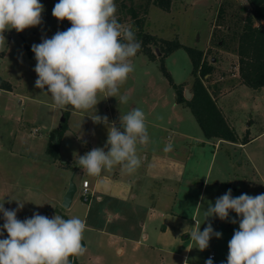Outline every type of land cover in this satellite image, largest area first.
<instances>
[{
	"label": "rangeland",
	"instance_id": "374dc122",
	"mask_svg": "<svg viewBox=\"0 0 264 264\" xmlns=\"http://www.w3.org/2000/svg\"><path fill=\"white\" fill-rule=\"evenodd\" d=\"M58 2L40 0L44 11L39 26L20 33L14 29L4 33L6 44L0 47V81L7 82L11 88L0 86V203L4 202L6 209H16L15 200L24 203L17 212L19 220L39 213L49 218L59 214L65 219L79 217L85 221L82 244L87 251L82 256L69 257L70 264H181L180 256L152 248L149 244L153 240L142 238L141 224L147 207L135 205L128 198L130 179L136 173L146 176L150 168L142 161L129 175L122 174L119 165L115 166L112 174L103 175L95 187V177L79 168L78 159L94 147H104L106 126L93 123L89 116L95 115L94 109L87 112L73 111L70 106L58 109L50 94L35 87L38 77L33 70L36 60L31 47L41 43L42 38H51L62 31L66 20L58 21L52 15ZM115 3L118 21L125 27L137 32V20L143 18L148 32L183 44L164 58V65L175 83L186 85L185 90L191 92L193 81L192 62L185 46L205 50L207 60L214 66L212 75L205 76L209 79L205 84H215L219 93L217 105L234 128L237 142L214 139L202 144L180 137L178 129L194 137L195 130L199 132L201 128L189 107L179 105L173 109L175 112L169 111L175 103V90L161 71L160 62L148 59L143 53L133 58L135 70L120 88V93L129 97L127 104H119L115 97L105 99L101 93L96 114L107 116L110 123L116 122L119 127L120 115L139 107L146 114L153 145L158 146L164 138L165 144L171 142L174 146V142L184 139L187 149L183 158L176 159L173 154L180 152L172 150L167 152L171 159L162 163L172 170L170 209L190 217L195 212L201 231L211 223L214 231L222 233L220 238L213 236L204 251L195 248L192 241L193 248L186 257L188 264H205L210 252L216 255L213 264H226L228 242L234 230L239 229V223L221 221L218 217L205 221L204 210L209 201L214 205L216 198L228 189L233 197L264 193V88L254 90L240 81L235 50L217 45V37L212 33H220L227 25L235 27L238 16L244 15L243 9L249 11L248 2L172 0L169 10L157 7L150 0H115ZM129 7L136 11V16L127 17ZM166 122L169 125L162 130L148 126ZM54 130L61 132L58 159L47 152ZM244 138L249 142L242 144ZM182 171L185 178L180 183L178 174ZM84 179L90 181L92 191L95 187L89 201L81 196ZM71 180L77 191L67 207L64 197ZM159 188L154 181V194H161ZM98 195L103 197L102 201ZM201 196L205 198L203 201ZM198 203L202 204L199 208ZM156 204L160 205V201ZM234 218L238 220L236 213L230 212L229 220ZM3 223L0 213V226ZM127 234L140 239L142 245L120 238ZM118 246L125 248L124 253L117 252Z\"/></svg>",
	"mask_w": 264,
	"mask_h": 264
},
{
	"label": "clouds",
	"instance_id": "9594fccd",
	"mask_svg": "<svg viewBox=\"0 0 264 264\" xmlns=\"http://www.w3.org/2000/svg\"><path fill=\"white\" fill-rule=\"evenodd\" d=\"M43 11L40 0H0V47L6 44V31L14 29L20 33L39 26ZM117 11L115 0H59L52 15L58 21H69L71 27L57 31L51 38H42L41 43L31 47L36 60L33 70L38 77L35 87L50 94L58 109L69 106L73 111L94 109L95 115L89 116L93 123L107 128L104 147L78 155L79 168L93 177L118 165L122 174L134 173L142 164L138 145L149 143L146 114L141 108L120 115L119 127L116 122L110 123L107 116L96 114L101 93L105 99L115 97L119 104H127L129 97L122 95L120 88L134 72L133 58L141 48L135 32L118 21ZM172 150L171 142L163 149L165 153ZM15 201L16 209H6L4 202L0 203L4 219L0 236L7 232V238L0 239V264H70L69 257L86 253L82 244L86 223L81 218L65 219L59 214L49 218L33 213L19 220L17 212L24 203ZM201 205L198 203L196 207ZM230 212H235L238 220H229ZM204 216L205 221L218 217L221 221L239 223V229L234 230L228 242L226 264H264V193L233 197L228 189L216 198L214 205L208 202ZM200 225L195 220L187 234L194 247L204 251L211 238H220L222 233L214 231L211 223L203 231ZM184 264H188L187 258ZM205 264H213V259L209 257Z\"/></svg>",
	"mask_w": 264,
	"mask_h": 264
},
{
	"label": "trees",
	"instance_id": "16d2710c",
	"mask_svg": "<svg viewBox=\"0 0 264 264\" xmlns=\"http://www.w3.org/2000/svg\"><path fill=\"white\" fill-rule=\"evenodd\" d=\"M157 7L169 10L172 0H150ZM249 5V11L243 9L244 15L238 16V23L235 27L227 25L220 33L214 31L213 37H217V45L224 48L235 50L238 57V69L240 81L254 90L264 88V0H246ZM125 7V5H124ZM127 17L136 16V11L129 7ZM126 20V19H124ZM123 20V21H124ZM122 22V21H121ZM138 31L135 32L136 38L141 42V48L137 54L143 53L150 60L159 61L160 69L171 82L175 93L176 101L179 104L187 106L195 116L206 138H216L231 142H237V135L224 117L222 111L217 105L219 93L216 91L215 84L208 86L205 84L208 78L207 74L212 75L214 66L207 60V52L191 46H185L192 62L193 81L191 85V98L185 95V84L175 83L164 65V58L173 53L183 44L178 40H168L163 37L152 34L145 29L144 19L137 20ZM71 27L69 21H65L62 31ZM160 53L159 55L157 53ZM0 86L10 89V84L2 83ZM65 129V125L62 126ZM60 139L61 132L52 131L47 148V152L54 158L60 157ZM249 142L244 138L242 144ZM7 238V232H4L0 239Z\"/></svg>",
	"mask_w": 264,
	"mask_h": 264
},
{
	"label": "crops",
	"instance_id": "0c3cea01",
	"mask_svg": "<svg viewBox=\"0 0 264 264\" xmlns=\"http://www.w3.org/2000/svg\"><path fill=\"white\" fill-rule=\"evenodd\" d=\"M179 105L182 107H187L177 103L175 93V103L172 105L171 110L169 109V111L175 112L173 109H178ZM170 116H172L171 113ZM166 124L169 125V123L166 122L164 124L150 123L148 124V126L159 127L162 130V128L168 126ZM178 131V135L180 137H186L188 139L196 140L198 142H201L202 144L211 143V141H214V139H216L206 138L202 129H200L199 132L198 130L197 132L195 130L196 136L194 137L189 133L182 132L180 129H178ZM216 140L222 141V139ZM165 145L166 144L164 138L162 139L161 143L158 142V146L153 145L152 136H149V143L147 145H138V155L142 157V161L150 168V173H147L146 176H144L143 173H141L142 175L140 173H136L134 177L131 176L137 183H135L132 178L130 179L131 189L128 194V198L131 199V201L134 202L135 205L142 204L144 207H147L146 214L141 224V234L143 236L142 238L146 241L149 238L152 239L153 243L149 244V246L152 248L161 250L167 254H175L176 256H180V258H182L181 264H184L185 258L190 254V251L186 249L191 248L192 241L190 240V237L187 233H190L192 230L191 227L195 225V212H193L192 217H190L181 213L173 212L170 209V192L173 189L170 183L172 170L166 167L165 164L162 165V163L164 161H167L168 159H171V156H168L167 153L160 152L163 151ZM186 149L187 148L185 147L184 139L177 140L176 142H174L173 150L180 152V154L174 153L173 156H175L176 159L183 158L182 154H185ZM113 169L111 171H104L100 176H96L94 183L95 187L99 185V180L102 178V176H110ZM182 173L183 171L181 172V174H178V176H180V183H182L185 178ZM178 176L175 177L177 179L175 182L178 181ZM154 181L161 186V188H159L161 190V194H154ZM95 187L93 188V191H95ZM98 199L102 201L103 197L101 195H98ZM73 201L74 197L72 199V202ZM157 201H160V205L156 204ZM184 228L185 233L183 232ZM120 238L130 240L131 242L133 241L136 245H142V243H140V239H135L134 236L129 234L122 235V237ZM124 251V247H117L118 253H124ZM210 254L211 252L208 254L207 259L209 258ZM215 258L216 255L212 257V259Z\"/></svg>",
	"mask_w": 264,
	"mask_h": 264
},
{
	"label": "water",
	"instance_id": "95a60500",
	"mask_svg": "<svg viewBox=\"0 0 264 264\" xmlns=\"http://www.w3.org/2000/svg\"><path fill=\"white\" fill-rule=\"evenodd\" d=\"M158 55L160 54L159 52L157 53ZM185 95L187 98H191L192 96V93L190 92V90H185ZM77 191V186L76 184L71 180L70 182V186L67 190V193L64 197L65 201H64V205L65 206H70L71 202H72V199H73V196L75 195Z\"/></svg>",
	"mask_w": 264,
	"mask_h": 264
},
{
	"label": "built area",
	"instance_id": "2783aa9c",
	"mask_svg": "<svg viewBox=\"0 0 264 264\" xmlns=\"http://www.w3.org/2000/svg\"><path fill=\"white\" fill-rule=\"evenodd\" d=\"M93 191L91 190L90 181L88 179H84L82 182L81 196L85 201H89L92 196ZM209 257H214V254L211 253Z\"/></svg>",
	"mask_w": 264,
	"mask_h": 264
}]
</instances>
